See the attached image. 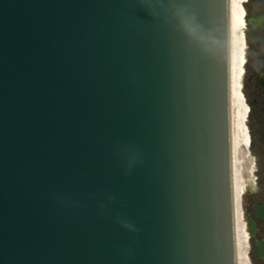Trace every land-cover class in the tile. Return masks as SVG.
I'll return each mask as SVG.
<instances>
[{
    "label": "water",
    "instance_id": "obj_1",
    "mask_svg": "<svg viewBox=\"0 0 264 264\" xmlns=\"http://www.w3.org/2000/svg\"><path fill=\"white\" fill-rule=\"evenodd\" d=\"M177 4L208 52L134 0H0V264H236L229 0Z\"/></svg>",
    "mask_w": 264,
    "mask_h": 264
},
{
    "label": "flooded vegetation",
    "instance_id": "obj_2",
    "mask_svg": "<svg viewBox=\"0 0 264 264\" xmlns=\"http://www.w3.org/2000/svg\"><path fill=\"white\" fill-rule=\"evenodd\" d=\"M241 14L240 44L242 47L241 89L245 90L244 102L255 128L251 129L250 139L256 143V137L261 138V158L251 167L252 174H257L258 186L250 188L260 199L252 204V213L246 214L255 224L254 235L248 233L252 242L253 253L257 256L255 264H264V220L261 219L255 207H264V0H240ZM252 145V142H251Z\"/></svg>",
    "mask_w": 264,
    "mask_h": 264
},
{
    "label": "bare ground",
    "instance_id": "obj_3",
    "mask_svg": "<svg viewBox=\"0 0 264 264\" xmlns=\"http://www.w3.org/2000/svg\"><path fill=\"white\" fill-rule=\"evenodd\" d=\"M240 0H229V113L231 137V178L235 213L234 240L236 264H248V244L243 227L242 189L251 163L249 135L245 123L247 107L241 91L242 47L240 44Z\"/></svg>",
    "mask_w": 264,
    "mask_h": 264
},
{
    "label": "clouds",
    "instance_id": "obj_4",
    "mask_svg": "<svg viewBox=\"0 0 264 264\" xmlns=\"http://www.w3.org/2000/svg\"><path fill=\"white\" fill-rule=\"evenodd\" d=\"M138 3L149 15L171 16L185 36L199 45L203 51L208 52L214 44L215 38L207 36L195 17L189 16L182 6L178 4L166 6L163 0H138Z\"/></svg>",
    "mask_w": 264,
    "mask_h": 264
},
{
    "label": "rangeland",
    "instance_id": "obj_5",
    "mask_svg": "<svg viewBox=\"0 0 264 264\" xmlns=\"http://www.w3.org/2000/svg\"><path fill=\"white\" fill-rule=\"evenodd\" d=\"M242 94L245 96V90L242 89ZM245 123L247 127V132L249 134L250 130L255 128L254 122L251 120L250 115H249V110L246 112V117H245ZM256 143H253V141L250 139V134H249V147L248 151L250 154V157L254 160V163L257 164L258 160L261 158V138L256 137L255 139ZM252 142V145H251ZM252 163V161H251ZM252 166V165H251ZM253 179H252V185L253 187L258 186L260 188V191H262V185L258 183L257 180V174H252ZM260 195L254 194L252 190L248 187L246 183L243 184V189H242V215H243V227H244V232L246 236V241L248 244V251H247V259H248V264H255L257 262V256L255 253H253V248H252V242L248 239V233L247 229L245 228L246 224V214L247 213H252V204L256 202L258 199H260Z\"/></svg>",
    "mask_w": 264,
    "mask_h": 264
},
{
    "label": "snow or ice",
    "instance_id": "obj_6",
    "mask_svg": "<svg viewBox=\"0 0 264 264\" xmlns=\"http://www.w3.org/2000/svg\"><path fill=\"white\" fill-rule=\"evenodd\" d=\"M163 3L166 5V6H170V5H173V4H177L178 3V0H163ZM134 5L136 7H140V4L138 3V0H134ZM152 19H156V18H160L162 16V14H156V15H149Z\"/></svg>",
    "mask_w": 264,
    "mask_h": 264
}]
</instances>
